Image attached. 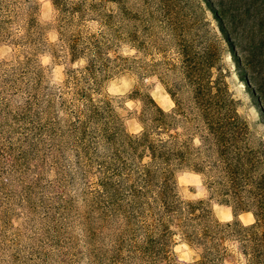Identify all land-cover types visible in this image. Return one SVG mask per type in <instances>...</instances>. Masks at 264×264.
Returning <instances> with one entry per match:
<instances>
[{"label":"rangeland","instance_id":"rangeland-1","mask_svg":"<svg viewBox=\"0 0 264 264\" xmlns=\"http://www.w3.org/2000/svg\"><path fill=\"white\" fill-rule=\"evenodd\" d=\"M210 2L52 0L45 18L41 0H0V264L183 263L180 222L202 210L211 222L256 221L228 202L194 86H226L235 102L224 125L241 133L229 156H256L264 5L248 0L241 15V0ZM217 10L232 47L221 44L211 71L193 56L221 42ZM255 191L233 196L252 204Z\"/></svg>","mask_w":264,"mask_h":264},{"label":"trees","instance_id":"trees-1","mask_svg":"<svg viewBox=\"0 0 264 264\" xmlns=\"http://www.w3.org/2000/svg\"><path fill=\"white\" fill-rule=\"evenodd\" d=\"M204 1L209 9L213 10L210 0ZM241 1V15H244L249 11L248 0ZM259 1L254 0L255 5L263 6L264 4L259 3ZM214 13L221 42L200 49L193 56L198 58L199 65L204 68L211 67V71L215 66L213 65L215 58L219 60L221 51H223L221 44L232 47L230 34L222 20L221 12L217 10ZM209 81L199 87L194 86L195 97L197 100L199 99L197 104L203 109L201 121L206 126V141L218 150L219 161L222 163L221 175L227 179L226 190L233 197V200L228 199V202L234 203V214L238 215L240 212L250 211L254 214L256 221L249 225L238 221L211 222L202 210L198 213V222H180L177 232L180 234L182 241L198 249V259L195 260V264H227L228 261L239 262L240 264H264V146L261 149L255 148L257 155L254 157L249 156L247 160L239 151L236 152L237 156L235 158L229 156L230 151H233V149L228 145V142L233 144L241 133L240 131H231L225 127L221 110L227 111L234 107L235 100L231 97V94H228L226 86L220 84L217 79H214L213 82ZM156 107L159 113L164 115V110L158 106ZM146 135L147 133L143 132L140 136L142 138ZM236 145L233 148L238 149ZM150 148L152 149L151 156L156 158L158 150H154L153 145ZM163 154L165 155H162L165 159L163 161L164 166H169L171 163L170 158H172L174 152L165 151ZM183 159L186 160V156ZM200 163L194 161L190 167L203 174L205 169L202 166L203 163ZM252 185L256 189L252 194L254 199L252 204L240 200L237 193L234 194L236 196H233V189L247 190ZM165 227L169 235L173 234L174 231L169 230V224H165ZM232 242H238V248L235 252L228 247ZM164 261L165 264H187L177 262L167 258V256Z\"/></svg>","mask_w":264,"mask_h":264},{"label":"clouds","instance_id":"clouds-1","mask_svg":"<svg viewBox=\"0 0 264 264\" xmlns=\"http://www.w3.org/2000/svg\"><path fill=\"white\" fill-rule=\"evenodd\" d=\"M42 5H43V15L45 18H50L51 13H52V7H51V3L52 0H41ZM93 27L95 28V25L93 24ZM53 38H55V34H53ZM81 63H83V61H81ZM125 91H127V86H125L124 88ZM128 106L132 107L133 106V101L130 98L128 101ZM128 131L130 134L132 135H139L140 133H142L143 131V127L135 122H130V126L128 128ZM197 197H203L204 193L202 192H198L196 193ZM225 219H231V217H225ZM251 219L246 220L245 224L251 223ZM176 239H179V236L176 237ZM228 247L232 250V251H236L238 248V242H232L228 245ZM181 249H184V251H182V254L179 256V259L183 262H187V264H195V259L198 258L197 257V253L195 249H192L186 242L184 244H182L180 246V248H177V251H181ZM239 254V253H237Z\"/></svg>","mask_w":264,"mask_h":264}]
</instances>
